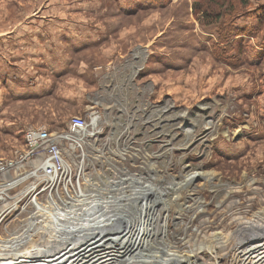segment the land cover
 <instances>
[{
	"label": "rangeland",
	"instance_id": "rangeland-1",
	"mask_svg": "<svg viewBox=\"0 0 264 264\" xmlns=\"http://www.w3.org/2000/svg\"><path fill=\"white\" fill-rule=\"evenodd\" d=\"M224 1L230 2L222 10L243 12L232 22L235 34L219 43L231 64L218 58L222 53L216 55L212 45L217 21L193 12L197 0H0V31L18 21L77 30L73 44L66 37L71 29L59 37L61 47L52 43L53 50L47 41L48 58L41 64L45 92L4 108V126L14 116L57 131L98 101L106 129L121 127L127 140L138 142L132 150L138 158L130 159L129 167L146 169L141 155L152 152V172L164 176L161 184L191 175L187 204L204 201L203 214L213 220L218 212L213 206L221 203L224 228L218 220L219 230L208 232L221 231L231 244L232 219L252 225L264 220V0H248L246 6ZM39 44L43 48V41ZM8 130L0 133V157L22 145V131ZM198 172L215 175L212 184L222 187L211 192L215 185L210 190ZM235 201L247 206L243 219ZM170 212L169 225L180 233L175 218L193 213ZM191 221L198 222L191 234L203 231L199 221ZM9 225L11 231L18 227ZM182 241L174 238L179 249Z\"/></svg>",
	"mask_w": 264,
	"mask_h": 264
},
{
	"label": "built area",
	"instance_id": "built-area-1",
	"mask_svg": "<svg viewBox=\"0 0 264 264\" xmlns=\"http://www.w3.org/2000/svg\"><path fill=\"white\" fill-rule=\"evenodd\" d=\"M102 110L103 106L98 101L90 102L82 114L71 116L66 126L57 131L44 126H29L23 132V144L10 156L0 157V264H37L34 259L36 247L44 241H52L51 235L42 233L38 226L32 233L27 232L23 226L25 221V224L29 220L32 223L37 222L36 218L30 217L36 206H48L49 202L51 209L61 211L62 218H77V222L82 223L79 215H73L66 210L103 204L102 201L107 199L106 193H122L127 182L128 185L137 182V174H153L156 156L152 152L141 155L146 169L136 166L135 169L130 168V159L138 158L137 153L132 152L138 142L136 139L127 140L121 127L118 132L107 130ZM197 203L203 206L200 211L206 212L208 204L202 200H197ZM234 204L241 209L235 213L239 211L243 219L247 206L238 201ZM222 206L220 203L214 204V210L218 212L213 220L205 215L207 213H198L194 209L191 217L178 222V227L183 231L174 232L173 223L172 227L167 225L163 228L162 237L171 239L169 237L173 235L172 239H189V235L197 231L198 223L191 220L200 221L203 217L215 224L219 220L222 228L217 226L222 230ZM260 208H264V205ZM255 212L251 213V217ZM167 216L169 221V213ZM13 223L18 227L11 231L9 224ZM230 223V228L236 234L243 228L234 224L233 219ZM241 223L245 225L248 222L241 220ZM262 223L264 224V220ZM217 226L208 230H219ZM246 234L248 232L241 235ZM14 237L17 242L12 244ZM74 238L77 239V235ZM200 238L194 240L199 242ZM102 241L100 237L91 235L79 238L74 245L60 242L55 248L58 249L56 253L49 258V264H142L129 263L126 259L120 260V257L107 259L111 250L102 248ZM191 245L192 242L189 248H192ZM234 246L235 243L230 247L231 251ZM65 254L67 255L63 256ZM230 258H236V264L244 263V260L237 258L236 253L232 256L230 251L225 255L214 250L198 252L193 264H232Z\"/></svg>",
	"mask_w": 264,
	"mask_h": 264
},
{
	"label": "bare ground",
	"instance_id": "bare-ground-1",
	"mask_svg": "<svg viewBox=\"0 0 264 264\" xmlns=\"http://www.w3.org/2000/svg\"><path fill=\"white\" fill-rule=\"evenodd\" d=\"M153 175L137 174L135 177L137 182L129 185L127 182L122 193L118 195L106 193L107 199L102 201L103 204L96 203L88 208L72 207L66 210L73 215H79L83 221L82 223H78L77 218H62L61 211L51 209L49 202L48 206H36L30 217L36 218L37 222L32 223L29 220L25 224V221L23 226L26 227L27 232L31 233L38 226L42 233L49 234L52 238L50 243L44 241L36 247L34 259L37 264H49V258L56 253L58 249L55 248L59 246L60 242L74 245L78 243L79 238L91 235L103 239L101 247L111 250V254L107 259L120 257V260L126 259L129 263L193 264L194 257L198 252H213L216 250L225 252V255L229 251L232 256L236 253L237 258L244 260V263L240 262L241 264H264L263 224L245 223V225H242L241 220L236 218L235 224L238 227L243 226V228L238 234L230 233V238L233 241L229 245L226 244L227 236L221 234V231H212L211 233L207 231L208 233H206L205 229L214 226L215 222L206 221L204 217L199 221L203 231L198 230L196 234H190L189 239L183 238L182 249H179L178 245L176 246L172 235L169 237L171 239H166L165 236L162 237L164 235L163 228L166 225L169 226L171 222V219L169 221L167 219V214L170 211L181 215L182 213H190L196 208L198 213L202 212V214L205 213V210L200 211L203 206L199 203L186 205L191 185L194 183V178L191 175L186 179H179L180 181L171 179L168 184L160 183L163 175L155 174L152 177ZM195 175L203 178L210 190L215 185L211 192L216 191L215 188L222 187L219 184H212L214 178H216L215 175L204 172H198ZM190 200H192L191 197ZM217 208L219 207L217 206ZM82 217H84V220ZM175 219H178V222H183L180 218ZM70 223L75 226H71ZM217 225L219 226V222H217ZM247 232L248 234L241 235ZM205 234L208 235L205 236ZM76 235L77 239L74 238ZM193 236L202 237L196 243L198 245L196 248L193 241L196 237L193 238ZM16 242L15 237L12 238L11 243ZM191 242L193 245H191L192 248H189ZM233 243H235L232 248L234 253L230 250ZM52 247L54 249H51ZM235 259L230 258V263L236 264ZM1 264L17 263L2 262Z\"/></svg>",
	"mask_w": 264,
	"mask_h": 264
},
{
	"label": "crops",
	"instance_id": "crops-1",
	"mask_svg": "<svg viewBox=\"0 0 264 264\" xmlns=\"http://www.w3.org/2000/svg\"><path fill=\"white\" fill-rule=\"evenodd\" d=\"M32 21L36 22V20ZM24 22L18 21L6 31H0V133L10 134L8 129L14 133L22 131V144L24 141L23 130L31 123L13 116L10 126L5 127L2 122L3 112L8 106L26 102L29 98L39 99L41 97L43 91L45 92L43 82L45 75L41 73V64L44 59L48 58L45 56L47 41L51 43L54 50L52 43L62 46L64 40H59V37L63 35L64 30H72L68 32L71 34L66 35L70 44L76 42L74 41V32L77 33V30L74 31L70 27L48 26L45 28L43 25L40 26L41 32L39 27L33 26V22L27 24ZM37 22L42 23L38 19ZM50 31L53 32V35H49L52 34ZM36 33L42 35H36ZM40 41H43V48L40 47ZM65 46L66 44L63 48ZM62 50L57 53L58 57L61 56ZM51 58L56 59L55 57ZM62 62L65 63L64 60Z\"/></svg>",
	"mask_w": 264,
	"mask_h": 264
},
{
	"label": "trees",
	"instance_id": "trees-1",
	"mask_svg": "<svg viewBox=\"0 0 264 264\" xmlns=\"http://www.w3.org/2000/svg\"><path fill=\"white\" fill-rule=\"evenodd\" d=\"M224 0H197V3L199 2V4H197V6H195V4H193V12H197L196 15H200V18H204L207 19V17H209L208 15H211L210 18L211 20H215L217 21V24H215V32H216V37H217V41L214 43L213 42V47L215 49L216 55L222 53L221 51H219L220 46L219 43L223 42L225 40L224 36H227L228 34H232L234 35L236 30L234 28V25L232 24V22L234 20H236V18L243 13L242 12V7H233L232 10H222L221 7H223V3L224 4H229V2ZM244 5L248 2V0H240ZM247 5V4H246ZM245 5V6H246ZM245 11V10H244ZM224 24H230V27L224 26ZM203 25V24H202ZM239 33H241L240 29H238ZM215 37V39H216ZM225 53H227V50H223V53L221 55L218 56V58L223 59V61H226L227 63H230V60H228L227 56L224 57V55H226ZM221 61V60H219ZM222 62V61H221Z\"/></svg>",
	"mask_w": 264,
	"mask_h": 264
}]
</instances>
